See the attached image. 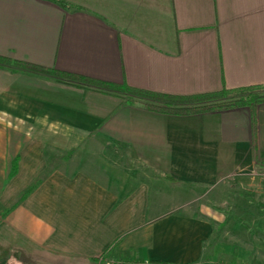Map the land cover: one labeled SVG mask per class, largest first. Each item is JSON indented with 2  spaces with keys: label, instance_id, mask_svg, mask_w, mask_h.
I'll return each instance as SVG.
<instances>
[{
  "label": "crops",
  "instance_id": "obj_1",
  "mask_svg": "<svg viewBox=\"0 0 264 264\" xmlns=\"http://www.w3.org/2000/svg\"><path fill=\"white\" fill-rule=\"evenodd\" d=\"M65 1L0 0V54L176 94L264 82V0ZM258 165L264 102L163 113L0 63V264L201 261L213 219L187 189L251 190Z\"/></svg>",
  "mask_w": 264,
  "mask_h": 264
},
{
  "label": "rangeland",
  "instance_id": "obj_2",
  "mask_svg": "<svg viewBox=\"0 0 264 264\" xmlns=\"http://www.w3.org/2000/svg\"><path fill=\"white\" fill-rule=\"evenodd\" d=\"M250 178L251 190H243L236 184L239 181L231 177L221 178L219 184L204 187L201 192L194 186L187 189L185 209L213 219V235L205 242L202 260L187 264H264V168L256 166ZM181 218L192 228V222ZM122 260L124 264L142 262Z\"/></svg>",
  "mask_w": 264,
  "mask_h": 264
},
{
  "label": "trees",
  "instance_id": "obj_3",
  "mask_svg": "<svg viewBox=\"0 0 264 264\" xmlns=\"http://www.w3.org/2000/svg\"><path fill=\"white\" fill-rule=\"evenodd\" d=\"M58 1L64 6L71 7V4L65 0ZM0 63L14 64L58 75L71 83L81 85L85 89L94 88L119 94L123 96L127 102L138 101L148 109L163 113L187 115L236 106H256L264 102V82L238 86H224L217 90L198 93L176 94L132 86L126 83H116L71 71L60 70L55 67H48L37 63L13 59L1 54ZM53 166L54 165H52L51 168H53ZM45 176L46 173H43L35 178L24 189L23 193L15 203L8 205L5 210L9 211L13 208L14 204L21 201L22 197L33 192L45 179ZM149 262L152 264H171L166 260H153Z\"/></svg>",
  "mask_w": 264,
  "mask_h": 264
},
{
  "label": "built area",
  "instance_id": "obj_4",
  "mask_svg": "<svg viewBox=\"0 0 264 264\" xmlns=\"http://www.w3.org/2000/svg\"><path fill=\"white\" fill-rule=\"evenodd\" d=\"M98 260L101 264H124L122 259H115L113 257H109L104 253L98 255ZM127 264V263H126ZM139 264V263H136ZM140 264H151L149 261H142Z\"/></svg>",
  "mask_w": 264,
  "mask_h": 264
}]
</instances>
